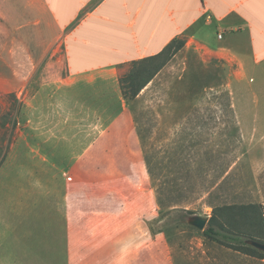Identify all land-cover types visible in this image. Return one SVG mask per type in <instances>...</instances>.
<instances>
[{"label": "rangeland", "instance_id": "374dc122", "mask_svg": "<svg viewBox=\"0 0 264 264\" xmlns=\"http://www.w3.org/2000/svg\"><path fill=\"white\" fill-rule=\"evenodd\" d=\"M59 1L75 6L77 0H52L53 5ZM32 2L0 0V258L7 264H68L65 217L49 202L55 169L34 164L32 136L38 126L47 127L46 116L56 106L47 97L65 77V38L77 22L63 28L42 8L32 9ZM232 70L184 48L130 103L152 190L153 216L144 222L152 238L137 236L128 248L104 249L101 259L117 262L101 264H264L206 239L189 224L195 216L209 221L214 207L222 208L219 217L229 227L241 207L256 205L264 212V96L257 97L252 84L233 86L243 75ZM115 106L82 105L88 113L69 119L68 137L79 133L80 123L83 142L100 135L111 121H96V107L110 115ZM133 167L116 166L127 177ZM116 170L104 168L109 178ZM81 171L94 177L95 162Z\"/></svg>", "mask_w": 264, "mask_h": 264}, {"label": "crops", "instance_id": "0c3cea01", "mask_svg": "<svg viewBox=\"0 0 264 264\" xmlns=\"http://www.w3.org/2000/svg\"><path fill=\"white\" fill-rule=\"evenodd\" d=\"M59 2L55 6L52 0L32 2V9L42 8L63 28L77 22L65 38V77L47 97L56 106L46 116L47 127L38 126L32 136L33 162L55 169L49 173L53 185L49 202L57 203L65 217L68 264L114 263L101 259L104 249L128 248L137 236L151 239L144 222L153 216L152 190L129 109L134 100L123 96L121 77L134 63L160 55L183 38L182 49L192 47L222 60L243 75L233 86L255 85L257 97L262 98L264 0H77L75 6ZM69 7L74 8L68 11ZM88 102L116 106L110 115L96 107V121L106 118L111 124L83 142L87 137L81 123L73 137H68L67 126L74 116L83 119L88 108L82 105ZM71 138L79 142L71 143ZM106 138L118 142L105 144ZM89 162H95L94 177L82 174ZM123 162L134 166L128 177L116 168ZM105 167L117 169L114 178L107 177ZM0 264L7 263L0 258Z\"/></svg>", "mask_w": 264, "mask_h": 264}, {"label": "trees", "instance_id": "16d2710c", "mask_svg": "<svg viewBox=\"0 0 264 264\" xmlns=\"http://www.w3.org/2000/svg\"><path fill=\"white\" fill-rule=\"evenodd\" d=\"M185 44L186 40L179 38L170 43L160 55L134 63L129 73L120 79L125 99L135 100ZM240 210V218L234 219V223L229 227L219 217L222 208L214 207L203 235L206 239L235 252L264 260V252L250 245L251 241L264 243L257 238H264V212L256 205L241 207Z\"/></svg>", "mask_w": 264, "mask_h": 264}, {"label": "water", "instance_id": "95a60500", "mask_svg": "<svg viewBox=\"0 0 264 264\" xmlns=\"http://www.w3.org/2000/svg\"><path fill=\"white\" fill-rule=\"evenodd\" d=\"M208 220L202 217H191L189 219V224L193 227H196L198 230L200 231H204L207 224H208ZM250 245L253 246L254 248L264 252V243L261 242H257V241H251Z\"/></svg>", "mask_w": 264, "mask_h": 264}, {"label": "built area", "instance_id": "2783aa9c", "mask_svg": "<svg viewBox=\"0 0 264 264\" xmlns=\"http://www.w3.org/2000/svg\"><path fill=\"white\" fill-rule=\"evenodd\" d=\"M220 38H221V36H220Z\"/></svg>", "mask_w": 264, "mask_h": 264}]
</instances>
